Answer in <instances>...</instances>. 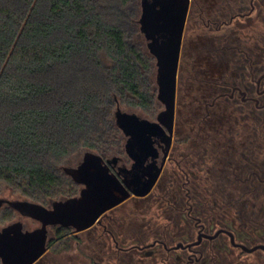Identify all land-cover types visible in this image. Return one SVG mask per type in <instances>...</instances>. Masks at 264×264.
Returning a JSON list of instances; mask_svg holds the SVG:
<instances>
[{
    "label": "flooded vegetation",
    "instance_id": "flooded-vegetation-1",
    "mask_svg": "<svg viewBox=\"0 0 264 264\" xmlns=\"http://www.w3.org/2000/svg\"><path fill=\"white\" fill-rule=\"evenodd\" d=\"M254 3L229 0L209 14L191 0L172 129L153 138L137 168L124 133L116 153L98 154L129 197L85 231L49 228L46 252L34 264H57L50 249L62 237L71 244L85 240L86 264H264V44L238 37L256 14ZM196 7L201 11L194 17ZM190 31L195 39H187ZM196 64L200 71L192 74ZM157 173L146 196L130 191L131 185L143 192ZM78 186L68 198L80 194ZM0 200V212L33 220L14 210L12 200ZM16 223L24 232L38 229L23 221L5 227Z\"/></svg>",
    "mask_w": 264,
    "mask_h": 264
},
{
    "label": "trees",
    "instance_id": "trees-1",
    "mask_svg": "<svg viewBox=\"0 0 264 264\" xmlns=\"http://www.w3.org/2000/svg\"><path fill=\"white\" fill-rule=\"evenodd\" d=\"M197 1L210 14L229 0ZM132 4L0 0V184L43 205L75 196L66 190L73 183L56 168L82 145L97 148L100 112L111 95L153 113L151 62L129 43L124 25ZM254 4V21L238 37L264 44V0ZM200 11L196 7L194 17ZM186 67L184 58L181 71ZM190 69L200 71L198 64Z\"/></svg>",
    "mask_w": 264,
    "mask_h": 264
},
{
    "label": "water",
    "instance_id": "water-1",
    "mask_svg": "<svg viewBox=\"0 0 264 264\" xmlns=\"http://www.w3.org/2000/svg\"><path fill=\"white\" fill-rule=\"evenodd\" d=\"M190 2L141 0L139 24L148 42L149 53L156 60L157 100L164 110L157 121L120 108L117 110L116 124L127 137L129 155L136 162L135 168L150 154L153 138L164 127H173L179 64ZM65 172L76 184L83 186L78 196L54 201L49 208L29 200L9 203L22 216L38 221L41 227L24 232L22 224L16 223L0 230V258L3 264H34L46 252L49 228L61 226L74 228L77 232L85 231L95 225L106 211L117 207L130 195L98 154L86 153L79 167L66 168ZM157 176L158 173L143 192L131 185L128 187L136 196L144 197ZM139 180L140 176L133 175V182L139 183ZM3 203L0 200V207Z\"/></svg>",
    "mask_w": 264,
    "mask_h": 264
},
{
    "label": "rangeland",
    "instance_id": "rangeland-1",
    "mask_svg": "<svg viewBox=\"0 0 264 264\" xmlns=\"http://www.w3.org/2000/svg\"><path fill=\"white\" fill-rule=\"evenodd\" d=\"M141 15V0H133L131 9L124 15V25L127 29L129 43L132 46L140 49L145 57L148 58L151 62L152 71L148 77V88L150 94L154 96L155 99L153 113L150 114L141 107L132 106L124 102L118 96H116V94L111 95L108 101V107L100 112L98 125L99 139L96 142L97 148L90 149L87 146L82 145L78 147V149L75 150L70 156L65 158L62 163H60L56 168V171L60 176L73 183L72 187L66 188V190H73V193H75V195L79 193L80 187L76 185L73 182V179L66 174L65 169L77 168V166L83 161L85 154L88 152L95 154H101L102 152L111 156L112 154H114V152L116 153V151H118V142H123V132L118 128L115 118L118 108H120L124 112L135 113L142 118L153 121L156 119L157 113L164 109L157 101L158 88L156 82V60L150 55L148 50V42L141 32L139 24ZM196 34L197 33H193L192 31H190L187 39L193 38V36L195 39ZM187 75L188 73L185 70H183L182 72L180 71V77H182L183 79ZM0 198L9 199L12 201L29 200L19 191L6 184H0ZM61 199V196L49 199L44 205L49 206L51 202L59 201ZM16 221H23L24 224H26L27 228L30 230L40 227V224L38 222L30 219H22L18 214L12 212L10 209H3L0 212V229ZM77 241H80L79 244H77L76 242H74V244L68 243L66 245L64 243L62 245L55 244L50 249V254L54 258L53 260H56L57 264H86L85 240Z\"/></svg>",
    "mask_w": 264,
    "mask_h": 264
}]
</instances>
